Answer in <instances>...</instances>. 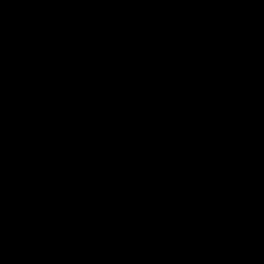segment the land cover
Segmentation results:
<instances>
[{
    "label": "water",
    "instance_id": "1",
    "mask_svg": "<svg viewBox=\"0 0 264 264\" xmlns=\"http://www.w3.org/2000/svg\"><path fill=\"white\" fill-rule=\"evenodd\" d=\"M0 264H264V0H0Z\"/></svg>",
    "mask_w": 264,
    "mask_h": 264
}]
</instances>
